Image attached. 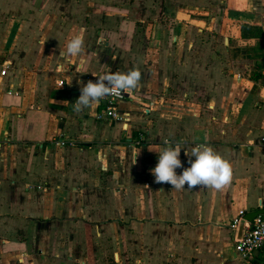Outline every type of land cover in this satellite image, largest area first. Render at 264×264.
Listing matches in <instances>:
<instances>
[{
  "label": "crops",
  "instance_id": "1",
  "mask_svg": "<svg viewBox=\"0 0 264 264\" xmlns=\"http://www.w3.org/2000/svg\"><path fill=\"white\" fill-rule=\"evenodd\" d=\"M80 28L83 54L62 58ZM133 68L128 129L100 101L74 110ZM263 138L264 0H0V264H261L230 224L264 210ZM165 141L184 168L210 145L231 182L155 183Z\"/></svg>",
  "mask_w": 264,
  "mask_h": 264
},
{
  "label": "clouds",
  "instance_id": "2",
  "mask_svg": "<svg viewBox=\"0 0 264 264\" xmlns=\"http://www.w3.org/2000/svg\"><path fill=\"white\" fill-rule=\"evenodd\" d=\"M85 31L84 28H80L70 37L66 49L60 52L62 58H75L83 54ZM97 77L96 82L89 80L81 86L80 96L73 104L76 112L90 108L106 96L119 95L122 92L130 93L138 86L141 72L138 68H133L127 73H106ZM165 145L158 152L156 166L150 169L155 183H167L179 191L185 189V185L188 189L199 186L200 188L221 190L231 182L232 167L230 162L210 145L198 144L193 148L191 155L186 152V155L190 157V167L187 168H184L179 158L182 149L180 143L173 146L170 141H165ZM191 157H195V160H192ZM178 168H183L181 174H177Z\"/></svg>",
  "mask_w": 264,
  "mask_h": 264
},
{
  "label": "built area",
  "instance_id": "3",
  "mask_svg": "<svg viewBox=\"0 0 264 264\" xmlns=\"http://www.w3.org/2000/svg\"><path fill=\"white\" fill-rule=\"evenodd\" d=\"M4 66H8V63L5 62ZM1 74L5 75L6 70H2ZM58 86L63 87L64 81H60ZM126 96L127 93L122 92L119 95L106 96L100 100L101 105L96 114V119L98 121L109 120L113 122L123 120L125 129H128V120L122 118L117 109L119 102L124 100ZM262 142L264 143V138ZM55 143L61 147L67 145L65 140H56ZM244 214L245 212L241 211L239 218L230 224L232 229L236 228L243 221ZM235 251L244 261H249L253 256L259 254H262L264 258V214L256 216L251 222H245L244 231L242 236L237 240Z\"/></svg>",
  "mask_w": 264,
  "mask_h": 264
},
{
  "label": "water",
  "instance_id": "4",
  "mask_svg": "<svg viewBox=\"0 0 264 264\" xmlns=\"http://www.w3.org/2000/svg\"><path fill=\"white\" fill-rule=\"evenodd\" d=\"M260 214H264V210H260V211H258V212H255V213H251V214H249V216H248L245 220L243 219V222H242V228L244 227L246 221L251 222L256 216H258V215H260ZM241 236H242V235H241ZM241 236H240V237H241Z\"/></svg>",
  "mask_w": 264,
  "mask_h": 264
},
{
  "label": "rangeland",
  "instance_id": "5",
  "mask_svg": "<svg viewBox=\"0 0 264 264\" xmlns=\"http://www.w3.org/2000/svg\"><path fill=\"white\" fill-rule=\"evenodd\" d=\"M259 260H260L261 264H264V259L263 258H260Z\"/></svg>",
  "mask_w": 264,
  "mask_h": 264
}]
</instances>
